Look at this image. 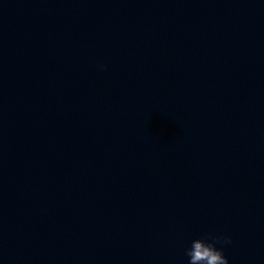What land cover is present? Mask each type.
<instances>
[{
  "label": "water",
  "instance_id": "water-1",
  "mask_svg": "<svg viewBox=\"0 0 264 264\" xmlns=\"http://www.w3.org/2000/svg\"><path fill=\"white\" fill-rule=\"evenodd\" d=\"M264 264V0H214L210 142L199 238Z\"/></svg>",
  "mask_w": 264,
  "mask_h": 264
},
{
  "label": "clouds",
  "instance_id": "clouds-1",
  "mask_svg": "<svg viewBox=\"0 0 264 264\" xmlns=\"http://www.w3.org/2000/svg\"><path fill=\"white\" fill-rule=\"evenodd\" d=\"M103 69V65L100 66ZM217 243L230 244L229 237L206 236L192 241L191 247L186 251L189 264H229L222 249L216 247Z\"/></svg>",
  "mask_w": 264,
  "mask_h": 264
}]
</instances>
